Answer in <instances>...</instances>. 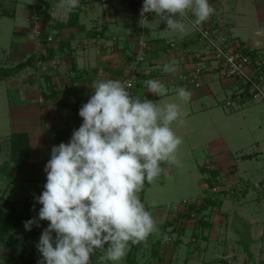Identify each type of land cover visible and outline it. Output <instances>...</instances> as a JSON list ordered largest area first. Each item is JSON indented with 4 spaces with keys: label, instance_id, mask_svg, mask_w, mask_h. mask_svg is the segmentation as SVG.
<instances>
[{
    "label": "crops",
    "instance_id": "1",
    "mask_svg": "<svg viewBox=\"0 0 264 264\" xmlns=\"http://www.w3.org/2000/svg\"><path fill=\"white\" fill-rule=\"evenodd\" d=\"M45 3L49 5L51 19L38 35L32 17L38 14L42 22L40 12L44 10ZM209 3L215 8V13L211 17L218 21L222 31L235 34L234 32L244 27L251 28L252 40L250 43L245 42L264 56L262 27L264 0H253L247 11L238 10L239 0H209ZM58 4L59 0H0V55L2 54L0 67L14 68L31 60V65L27 68L0 80V202L14 206L17 211L27 214V220L38 219L42 205L36 203L34 197L39 196L44 190L43 186L46 183L44 167L50 159L52 146L61 142L68 143L73 130L82 124L78 111L88 101L94 91L91 87L96 81L101 79L123 81L130 72V63L140 50L141 40L148 44L143 68L156 65L163 69L164 64H170L176 67V71L155 72L143 77L129 91L141 99L145 96L149 100H160L161 104L167 103V99L169 102L180 103L182 111L186 113L183 117L184 124L172 125L175 133L183 138L177 154L183 166L162 164L167 173L161 174L149 184L144 193L143 202L157 224L169 221V212L166 211L167 208L150 207L153 204L149 205L146 195H149L148 199L151 198L153 201L155 199V202L160 198L162 202L173 203L172 200L178 196H183L189 201L188 198L190 200L194 198L193 193L197 194L194 201H189V214L182 216L187 220V217L197 209L201 213L200 208L211 187L220 184L235 188L239 185L236 181H243L244 176L237 172V160L259 159L264 153L252 155L244 152L247 148L259 146L261 140L250 138L245 144V149L238 148L235 156H232L229 153L231 142L229 143L223 135L213 137L209 131L210 121L207 124L203 121L207 116L210 119L212 114L216 115L214 109H219L216 112L222 113L220 106L224 108L227 101L225 95L228 96L229 93L231 95L236 90V80L205 74L200 78L201 86L195 87L178 79V74L187 73L195 67L197 61L192 53L202 47L194 28V15L188 13L184 17H178L185 24V31L179 32L165 29L166 25L160 23L151 13L147 14L148 20L141 26L139 20L143 0H79V7L68 14H64L58 8ZM74 13L79 15L78 21L74 20V25L69 27L63 26L62 24H67ZM246 13L251 16L250 19H247ZM50 36L53 38L51 41L48 40ZM260 36L261 40L258 39ZM12 38L16 41H11ZM172 42L176 43V47H170ZM148 79L162 81L168 88V94L160 98L147 92L143 81ZM179 87L191 92L188 102L184 103L178 99L175 89ZM255 107L246 113L234 115L237 116L236 120L246 125L250 124L248 126L252 132L256 129L262 132L264 108L257 105ZM252 115L256 119L252 123H246ZM227 116H218L219 121L229 119ZM188 124L191 126L188 127ZM203 124L204 129L201 130L199 126ZM59 131L61 137L65 136L64 140L58 141ZM192 135L200 136L199 142L197 140L193 142ZM21 140L27 144L25 154L20 151ZM199 148L204 151L203 154L200 152L201 155L197 154ZM242 169L245 175L246 167ZM257 185L263 187L264 178L255 180L253 187ZM199 189L204 192L203 195H200ZM256 194L255 190L239 194L232 198L235 202L230 200L228 195L226 199L220 198L221 206L205 210L203 214L206 215L210 214L211 210H217L218 213L223 211L226 216L218 214V219L217 216H213L212 221H221L218 224L201 223L199 233L203 238L199 241L192 240L190 243L189 238L184 236L188 245L176 242L167 245L165 232L173 227L172 225L166 229H159V233H153L147 246L139 249L133 259H130L131 246L126 257L119 263L234 264L243 256L244 264H255L253 260L246 261L245 252H241L242 240L238 237L240 224L229 219L228 210L240 211L244 208L242 210L244 219L251 217L249 225L251 224L250 229L253 231L252 242L258 235L254 232L256 231L254 226L261 230L260 227H264L262 224L264 217L257 212L249 213L242 206L248 202L245 200L247 196L251 197L249 202H252ZM163 205L166 206L165 203ZM223 218L227 219L225 223H222ZM48 223L40 221L39 227L35 225L39 237ZM220 232L224 238L221 241ZM235 247L240 249H234ZM102 254L97 251L90 264L99 263L97 259ZM214 255L220 258H213Z\"/></svg>",
    "mask_w": 264,
    "mask_h": 264
},
{
    "label": "clouds",
    "instance_id": "2",
    "mask_svg": "<svg viewBox=\"0 0 264 264\" xmlns=\"http://www.w3.org/2000/svg\"><path fill=\"white\" fill-rule=\"evenodd\" d=\"M79 7V0H59L64 14ZM153 14L165 29L185 31L178 19L194 15L200 26L215 13L209 0H143L141 26ZM206 35V34H205ZM165 73L176 67L164 64ZM147 92L162 98L168 88L157 79L143 81ZM131 86L118 79H101L78 115L82 124L73 130L68 143L51 148L44 172V190L34 197L42 205L38 219L24 221L26 231L48 221L36 245L38 264H90L97 251L100 261L119 262L131 246H147L149 236L159 233L157 221L147 210L140 193L167 169L182 167L178 150L183 138L172 128L184 124L180 103L134 96ZM181 102L191 92L175 89ZM55 234V235H53Z\"/></svg>",
    "mask_w": 264,
    "mask_h": 264
},
{
    "label": "rangeland",
    "instance_id": "3",
    "mask_svg": "<svg viewBox=\"0 0 264 264\" xmlns=\"http://www.w3.org/2000/svg\"><path fill=\"white\" fill-rule=\"evenodd\" d=\"M253 0H239V7L238 10L242 11L245 9V11H247V9L250 8V3H252ZM263 12H264V7L262 8ZM239 15H243V14H239ZM246 17L247 19H250L251 16H249L246 13ZM264 29V26H262ZM253 30L251 28H245L241 29L238 32H234L235 34H231L233 36H237L240 40L242 41H246L248 43H250V41L252 40L253 34H252ZM262 36L258 37L259 40H261ZM11 41H16L13 38L11 39ZM5 41H3L2 44H4ZM2 55V54H1ZM0 55V58H1ZM229 93V92H228ZM225 97H227V100H232V94L228 96L225 95ZM167 102H169V99H167ZM255 105L260 106L262 108H264V103H249L248 105H246L242 110H239L237 112H230L227 109H224L222 107V105L220 106V110L222 111V113L220 112H216L219 109H214L216 115L212 114L211 118L209 119V117H205L203 118V121L205 124H207L209 121L211 123V126L209 127V131L211 134H213V137H218V136H226V138L228 139L229 143L231 142V146L229 145V153L232 156H235V151L238 148H241L242 150L245 149V144L246 142L253 139H259L261 140L259 146L254 147L253 149H245L246 154H258L261 152L264 153V145H262V141H264V122H262V132H258V129H256L255 132H252L251 128L249 127L250 124H244L243 122H240L238 119L236 120V115H239L240 113H246L249 109H253L256 108ZM253 110L251 111V114H253ZM222 116H226L229 117V119L225 120L224 122L219 121V117ZM249 121L246 123H252L256 118L254 117V115H252L251 117H249ZM249 125V126H248ZM191 125L188 124V127H190ZM199 128H202L201 130L204 129V124L200 125ZM223 132V133H222ZM210 135V134H209ZM198 138H200V136L197 135H192L191 139L193 140V142H196V140L199 142ZM201 148V147H200ZM200 148L197 150V154H200L204 151L202 149V151L200 150ZM201 152V153H200ZM202 153V154H203ZM226 154V152H225ZM206 157V156H205ZM238 163V174L243 175L244 177H242L243 181H236L237 184L236 187H229V186H222L220 185H215L216 187L219 188V191L216 193H213L210 191V189H212L213 187H211L209 189V193L207 194L208 196L214 198H218L220 200V198H224L226 199L227 196L229 195L230 200H233L232 198L235 196H239V194L243 195L245 192H249L250 190H255L256 191V198L252 200V202H249V200L251 199V197L247 196V198H245V200H248V202L246 203L245 207L249 213H253V212H257L260 213L262 215V217H264V186H254V181H258L264 178V154H262L261 157H259V159L254 158L252 161H244L242 159L237 160ZM244 164V165H243ZM246 167V174H243V169L242 168ZM234 169V170H237ZM237 177H239L237 175ZM255 177V178H254ZM241 180V179H240ZM253 184V185H252ZM199 191H201V189H199ZM196 193H199L198 191H196ZM203 191L200 192V195H203ZM141 195V193H140ZM197 194H194L192 196H194V198H191L192 200L189 199V201H194L196 199ZM252 195V194H251ZM250 195V196H251ZM149 195H146V201L149 203V205L153 204V206L150 207H155L156 209H163V208H167L166 211L168 210L169 212V219L175 218V216H178L181 220V224H183V231H182V235L179 236L178 240L176 241V243H182L184 245H188L186 243V240L184 239V236L189 238V242L191 243V241L193 239H195V241H199V239H202L203 237L201 236L200 232V228H202V224L203 222H207V223H221L218 222L217 220L212 221V217L213 216H217L218 219V214H223V211H221L222 213H218L217 210H211L210 214L206 215L203 213H199V210L197 209L195 213L190 214L189 217H187L188 219L186 220L184 217V215H186V213L189 214V210L185 209L183 206L184 205V201L188 202V200H185L183 198V196H178L177 199L172 200L173 203H169V202H162V199L160 200V198L158 199L159 201L155 202V199L153 201V199L151 200L148 199ZM219 196V197H218ZM154 198V197H153ZM222 198V199H223ZM179 202H182V206H177V211H175V205L179 204ZM233 202H235V200H233ZM166 204L163 205V204ZM3 204L2 202H0V205ZM259 204V205H258ZM257 206V208H255ZM175 208V209H174ZM244 209V208H243ZM242 209V210H243ZM226 209L225 211L230 213L228 215L230 220H234L236 221L238 224H240V230L238 233V237L239 240H242V246H240V248L242 247L241 252H245L244 256L246 258V261H250L253 260V262H255V264H264V227L258 230L257 226H254L256 228V231L254 230V232L258 233V235L253 238V241L251 242V237L253 234V231L250 229V225L249 222L251 220V217L245 218L243 217V211L240 210H228ZM222 215V216H223ZM226 216V215H225ZM224 217V216H223ZM168 219V217L166 218V220ZM223 218L222 223H225L227 221V219ZM189 220V222H188ZM239 220V221H238ZM264 220V218H263ZM176 224V223H175ZM262 224L264 225V221H262ZM195 227V229H194ZM172 228L170 227L169 229L166 230L165 232V240L167 239V237L172 236V238H175V232H172ZM188 229H190L188 231ZM237 230V229H236ZM198 231V232H196ZM260 232V233H259ZM188 233V234H187ZM199 233V236H198ZM33 234H37L36 232V228L35 225H33L32 230L31 231H26L25 227H24V223H21L19 225H17L14 229L11 228H7V229H0V264H22V262H24V260L22 258H20L19 253L23 250V245L25 242H29V244H34L35 246L37 245V243L39 242V236L37 235V237H34ZM161 234V233H160ZM162 235V234H161ZM241 237V238H240ZM219 239L224 240L223 236H222V232H220L219 235ZM25 241V242H24ZM24 242V243H23ZM195 242V243H196ZM251 242V243H250ZM23 243V244H22ZM175 243V244H176ZM245 246V247H243ZM238 247H235L234 249H240ZM245 249V250H244ZM139 249H132V255L130 257V259L133 257H136L138 254ZM31 250L28 249L27 253H25V257L24 259L26 260L27 257H31L33 254L30 253ZM131 253V252H130ZM220 253V252H219ZM213 258L219 259L220 257L215 256ZM243 256L240 257V260H236L238 263H234V264H244L243 262ZM42 259L41 254L39 253V260ZM97 261L99 263H95V264H107L106 261H100L99 259H97ZM121 264L122 262H114V264ZM109 264H111V261L109 262Z\"/></svg>",
    "mask_w": 264,
    "mask_h": 264
},
{
    "label": "built area",
    "instance_id": "4",
    "mask_svg": "<svg viewBox=\"0 0 264 264\" xmlns=\"http://www.w3.org/2000/svg\"><path fill=\"white\" fill-rule=\"evenodd\" d=\"M32 19L36 23L39 35L43 29L40 16L34 14ZM194 28L202 47L192 53L197 61L195 67L187 73L178 74V79L195 87L201 86L200 78L205 74L235 79L237 86L232 94V100H227L224 104V108L231 113L242 110L249 103H264V56L238 37L222 31L218 21L213 17L200 26L194 25ZM52 39L51 36L48 37L49 41ZM170 47H176V43H170ZM147 48L146 41L141 40L140 50L129 65L130 72L123 79V82L131 86L129 90L134 88L143 77H148L155 72L163 73V69L156 65L143 68L146 63ZM210 191L216 193L219 188L214 186ZM179 205L182 206V202L175 205L176 212H178L177 206ZM183 206L189 210L190 204L184 201ZM175 218L177 222L172 228V232L176 233L175 238L167 237L165 240L167 245L174 244L182 235L183 224L180 223L181 220L178 216Z\"/></svg>",
    "mask_w": 264,
    "mask_h": 264
},
{
    "label": "trees",
    "instance_id": "5",
    "mask_svg": "<svg viewBox=\"0 0 264 264\" xmlns=\"http://www.w3.org/2000/svg\"><path fill=\"white\" fill-rule=\"evenodd\" d=\"M41 17H42V26L44 29L47 26V22H49V20L51 19V16L49 14V5L47 3H45V8L44 10H42L40 12ZM79 15L77 13L71 14L70 20L67 24H62L63 26H71L74 25V20L78 21ZM77 24V23H76ZM31 65V60H28L26 62L20 63L18 66L14 67V68H3L0 67V80L9 76H12L14 74H17L18 72H20L21 70L27 68L28 66ZM58 133V141L64 140V137H61V132H57ZM20 151L25 154L24 149L27 148V144L25 143V141L21 140L20 142ZM149 184H145V188L143 190V192L141 193V199L143 201L144 198V193L146 192V190L148 189ZM222 205V200L218 199V198H212L210 196L206 197L204 200L203 205L200 208V212L203 213L205 210H207L209 207H214V206H221ZM27 214L23 213V212H19L17 211V208L14 206H11L9 204L3 203L0 205V229H7V228H11L14 229L17 225L24 223V221L27 220ZM177 222V219L172 218L169 221H166L164 223L158 224L159 229H166L169 226L174 225V223ZM38 234H33L34 237H37ZM153 235V234H152ZM149 236L148 241L150 240V238L152 237ZM147 241V243H148ZM25 242V241H24ZM23 242V243H24ZM22 243V244H23ZM146 247L144 244H139V245H134L132 246V249H142ZM31 250V254H33L30 258L27 257L26 260L24 259L25 257V253H27V251ZM20 258H22L24 260V262H22V264H38L39 261V252L36 248V246L34 244H29V242H25L23 245V250L19 253Z\"/></svg>",
    "mask_w": 264,
    "mask_h": 264
}]
</instances>
